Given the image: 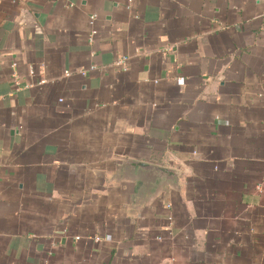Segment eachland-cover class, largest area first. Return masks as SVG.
Masks as SVG:
<instances>
[{
    "label": "crops",
    "instance_id": "crops-1",
    "mask_svg": "<svg viewBox=\"0 0 264 264\" xmlns=\"http://www.w3.org/2000/svg\"><path fill=\"white\" fill-rule=\"evenodd\" d=\"M0 264H264V0H0Z\"/></svg>",
    "mask_w": 264,
    "mask_h": 264
},
{
    "label": "water",
    "instance_id": "water-1",
    "mask_svg": "<svg viewBox=\"0 0 264 264\" xmlns=\"http://www.w3.org/2000/svg\"><path fill=\"white\" fill-rule=\"evenodd\" d=\"M139 165L144 168L150 169V170H155L158 173L163 174V175H169L172 172L166 167L155 166V165H150V164H145V163H139Z\"/></svg>",
    "mask_w": 264,
    "mask_h": 264
},
{
    "label": "built area",
    "instance_id": "built-area-1",
    "mask_svg": "<svg viewBox=\"0 0 264 264\" xmlns=\"http://www.w3.org/2000/svg\"><path fill=\"white\" fill-rule=\"evenodd\" d=\"M91 39V38H90ZM127 63H128V57H123L122 59H120L119 61H118V64H120V65H123V66H125V65H127ZM83 73V72H82ZM65 75L66 76H69L70 75V72L69 71H66L65 72ZM45 81H41L40 83L41 84H43Z\"/></svg>",
    "mask_w": 264,
    "mask_h": 264
}]
</instances>
